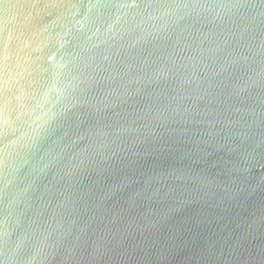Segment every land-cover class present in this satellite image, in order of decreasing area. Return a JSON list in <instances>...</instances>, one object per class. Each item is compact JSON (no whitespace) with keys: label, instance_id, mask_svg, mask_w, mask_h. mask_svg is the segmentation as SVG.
Returning a JSON list of instances; mask_svg holds the SVG:
<instances>
[{"label":"water","instance_id":"obj_1","mask_svg":"<svg viewBox=\"0 0 264 264\" xmlns=\"http://www.w3.org/2000/svg\"><path fill=\"white\" fill-rule=\"evenodd\" d=\"M0 264H264V0H0Z\"/></svg>","mask_w":264,"mask_h":264}]
</instances>
